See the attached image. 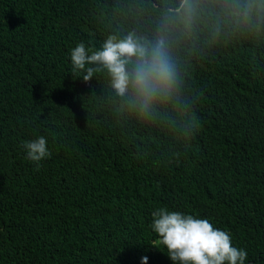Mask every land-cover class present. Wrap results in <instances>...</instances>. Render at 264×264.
Listing matches in <instances>:
<instances>
[{"label": "trees", "instance_id": "obj_1", "mask_svg": "<svg viewBox=\"0 0 264 264\" xmlns=\"http://www.w3.org/2000/svg\"><path fill=\"white\" fill-rule=\"evenodd\" d=\"M193 3L186 27L179 0H0V264H172L150 247L161 207L264 264V0ZM162 33L177 82L147 115L71 72L81 42Z\"/></svg>", "mask_w": 264, "mask_h": 264}, {"label": "clouds", "instance_id": "obj_2", "mask_svg": "<svg viewBox=\"0 0 264 264\" xmlns=\"http://www.w3.org/2000/svg\"><path fill=\"white\" fill-rule=\"evenodd\" d=\"M195 11L193 0H179L174 12L170 10L186 27ZM70 60L71 72L85 82L106 72L115 94L143 115L150 112L154 103L167 99L176 87V66L163 33L151 42L132 34L120 40L109 37L97 51L81 42L71 50ZM22 147L25 158L37 167L51 155L43 136L25 142ZM149 228L156 236L150 247L166 249L172 264H244L247 257L246 251L232 246L228 232L214 228L208 219L161 207L152 212ZM141 264H147L146 256Z\"/></svg>", "mask_w": 264, "mask_h": 264}]
</instances>
